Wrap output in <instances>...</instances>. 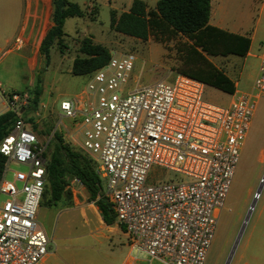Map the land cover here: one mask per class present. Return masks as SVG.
I'll list each match as a JSON object with an SVG mask.
<instances>
[{"label":"built area","instance_id":"2783aa9c","mask_svg":"<svg viewBox=\"0 0 264 264\" xmlns=\"http://www.w3.org/2000/svg\"><path fill=\"white\" fill-rule=\"evenodd\" d=\"M24 44L18 36L8 50ZM136 62L132 52L111 51L86 90L61 103V116L76 125L71 138L96 162L103 195L132 248L161 264H206L264 96V55L253 90L237 92L228 106L207 101L205 84L183 75L131 86ZM33 99V88L6 92L0 85V116L15 117L0 142V264H40L51 247L38 213L52 138L42 140L29 121L44 107ZM155 168L175 177L149 182Z\"/></svg>","mask_w":264,"mask_h":264},{"label":"rangeland","instance_id":"374dc122","mask_svg":"<svg viewBox=\"0 0 264 264\" xmlns=\"http://www.w3.org/2000/svg\"><path fill=\"white\" fill-rule=\"evenodd\" d=\"M71 1L86 10L84 17L69 18L65 22L64 30L68 36L63 40L64 53L55 44L51 48L49 60L41 54V51L36 54L32 51L26 54L15 51L3 56L0 62L2 90L25 92L38 85L42 88L40 103L44 107L37 108L40 112L38 117L35 114L31 117L33 120L31 123L42 140L53 139L54 134L59 133L72 148L85 153L71 138L77 127L72 120L61 116L60 105L63 101L76 99L86 90L90 77L72 74L75 58L85 57L80 52V45L86 37H92L95 43L106 46L110 51L132 52L137 56L131 86L138 82L144 86L157 80L172 82L176 76L183 75L205 84L207 101L228 106L232 94L213 79V68H216L224 72L231 81H237L240 90L247 92L252 90V84L259 70L260 58L264 55V8L261 3L255 10L251 28L254 36L249 54L242 57L231 53L225 55L211 43L207 44V47L196 46L195 41L181 36L173 38L167 34L163 39L152 37L148 41H142L116 33L111 29V12L117 10L121 13L126 9L129 10L135 0ZM244 1L240 0V3ZM157 2L158 0H146L150 10H156ZM90 4L99 10L97 17H95L96 12L89 10ZM242 6L245 7L243 4ZM224 20L232 21L230 16ZM77 138L82 142L81 136ZM263 152L264 96H261L258 99L253 125L242 151L226 207L219 217L215 240L206 264H226L250 206L261 187L260 198L257 200L231 264H264ZM13 169L22 168L13 167ZM159 176L175 177L169 171L155 168L150 174L149 182L155 181ZM8 177L11 179L12 174ZM48 197L50 196L45 195L43 201ZM4 199V196H0V201ZM63 205L64 202L59 206ZM72 215L69 224L57 227L54 223L51 227L55 239L51 243V248L54 252L58 251L61 258L52 257L49 264H122L126 252L124 247L131 246L128 239L121 235L98 231L99 222L93 215L89 214V223L79 222L82 219L80 213L73 212ZM56 246L59 247L58 250Z\"/></svg>","mask_w":264,"mask_h":264},{"label":"trees","instance_id":"16d2710c","mask_svg":"<svg viewBox=\"0 0 264 264\" xmlns=\"http://www.w3.org/2000/svg\"><path fill=\"white\" fill-rule=\"evenodd\" d=\"M54 4V26L43 40L40 49L41 54L48 60L55 44L64 53L63 40L68 36L64 30L66 20L85 16V11L70 0H55ZM155 9L150 10L143 0H135L128 11L120 15L117 11L111 12V29L118 34L142 41H148L152 37L163 39L164 35L169 34L173 38L181 36L195 41L196 46L207 47V44L211 43L225 55L231 53L244 57L249 53L252 41L250 35L229 33L210 24L212 0H160ZM80 52L85 57L77 56L74 60L72 74L76 76L91 75L105 66L111 58V51L102 44L95 43L92 37L82 40ZM213 75V79L223 85L229 93L233 95L236 92L235 82L224 72L213 68ZM33 94L36 108L43 94L42 88L36 86L33 88ZM14 122L15 117L11 112L0 116V142L11 132ZM5 162V157L0 153V182ZM96 168V162L88 154L75 150L65 142L61 134L55 133L49 145L44 196L50 197L44 199L46 204L57 205L63 197H71L72 181L78 179L87 188L90 199L95 201L104 222L107 225L115 224L116 215L103 195L102 180Z\"/></svg>","mask_w":264,"mask_h":264},{"label":"crops","instance_id":"0c3cea01","mask_svg":"<svg viewBox=\"0 0 264 264\" xmlns=\"http://www.w3.org/2000/svg\"><path fill=\"white\" fill-rule=\"evenodd\" d=\"M143 1L146 2V0ZM54 2L55 0H0V62L3 56L15 51L24 52L25 54L28 51H32L34 54L40 51L43 40L54 26ZM259 3L264 8V0H245L244 3H240V0H212L210 24L229 33L243 36L250 35L253 41L254 33L252 34L251 28L253 27L255 10ZM89 6V10L92 9V11L96 12L95 17H97L99 10L93 4ZM85 10L83 9V11ZM126 11L128 10L126 9ZM123 12L125 11L121 13ZM117 13L118 15L121 14L119 11ZM227 16L231 17V22L224 20ZM18 36L24 38L25 44L22 48L10 52L8 48ZM137 85L143 86L141 82H138ZM235 85L236 92L231 95L232 100L237 92L248 93L238 88L239 83L237 81H235ZM70 191L72 196L63 197L57 205L50 206L45 201L41 204L38 221L48 234L51 243L55 240L51 232L52 225L55 223V226L58 227L62 226V224L63 226L69 224L72 221L71 216H73V212L80 213L82 219L80 217L81 220L79 222L81 223H89L88 216L89 214L93 215L99 222L98 231L106 232V234L110 233V235H121L128 239L122 227L116 222L113 225H107L104 222L98 206L95 201L90 199V194L85 186L72 183ZM62 202H64V205L59 206ZM58 241L60 242V239ZM56 249L58 250L59 247L56 246ZM124 249L126 252L122 259V264H161L158 261L150 259L144 252H136L132 246L127 245ZM52 257L61 258L58 251L54 252L50 247L49 253L40 264H49V260Z\"/></svg>","mask_w":264,"mask_h":264},{"label":"water","instance_id":"95a60500","mask_svg":"<svg viewBox=\"0 0 264 264\" xmlns=\"http://www.w3.org/2000/svg\"><path fill=\"white\" fill-rule=\"evenodd\" d=\"M263 184H264V182H262V185H263ZM261 191H262V187L258 190V192H257V194H256V196H255V200H254V202L252 203V205L250 206L249 212H248V214H247V216H246V219H245V221H244V223H243V226H242V228H241V230H240V233H239V235H238V238H237V240H236V242H235V244H234V246H233V248H232V251H231V253H230V256H229V258H228L226 264H231V262H232V260H233V257H234V255H235V252H236V250H237V247H238V245H239V242H240V240H241V238H242V236H243V233H244V231H245V229H246V227H247V224H248V222H249V220H250V218H251V215H252V213H253V211H254V209H255V206H256V203H257L258 197L261 195Z\"/></svg>","mask_w":264,"mask_h":264},{"label":"bare ground","instance_id":"6f19581e","mask_svg":"<svg viewBox=\"0 0 264 264\" xmlns=\"http://www.w3.org/2000/svg\"><path fill=\"white\" fill-rule=\"evenodd\" d=\"M263 156H264V152H263Z\"/></svg>","mask_w":264,"mask_h":264}]
</instances>
